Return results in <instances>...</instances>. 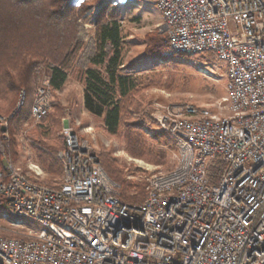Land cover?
<instances>
[{
  "label": "built area",
  "instance_id": "built-area-1",
  "mask_svg": "<svg viewBox=\"0 0 264 264\" xmlns=\"http://www.w3.org/2000/svg\"><path fill=\"white\" fill-rule=\"evenodd\" d=\"M112 1L156 5L163 58L212 53L225 62L226 95L215 106L224 112L188 101L154 107L177 164L144 174L147 195L132 205L73 126L62 130L55 187L40 182L38 164L27 173L14 163L4 134L0 197L23 233L0 235V264H264V0ZM51 99L48 80L35 93L36 122ZM27 217L42 228L24 227Z\"/></svg>",
  "mask_w": 264,
  "mask_h": 264
},
{
  "label": "trees",
  "instance_id": "trees-1",
  "mask_svg": "<svg viewBox=\"0 0 264 264\" xmlns=\"http://www.w3.org/2000/svg\"><path fill=\"white\" fill-rule=\"evenodd\" d=\"M98 2L0 0V116L6 118L8 132L14 137L20 124L31 116L35 90L42 70L47 68L50 87L55 90L62 89L69 77L84 85L86 110L102 118L108 132L122 136L130 153L156 164L163 163V156L143 135L145 120L133 115L136 96L143 86L132 74L133 68L124 62L125 37L119 15L115 10L107 14L108 4ZM86 24L95 26L94 35L87 42ZM146 42L144 56L162 57L166 47L162 32L148 33ZM2 127L0 122V137ZM168 135L160 134V142L170 144L172 137ZM56 151V148L39 150L42 163L54 159ZM102 163L110 177L121 183L123 201L132 205L145 199V180L132 185L122 176L115 160L105 157ZM1 164L0 159V167ZM218 168L213 172L218 173ZM132 186L138 190L135 195L129 193ZM0 205L9 208L2 197Z\"/></svg>",
  "mask_w": 264,
  "mask_h": 264
},
{
  "label": "rangeland",
  "instance_id": "rangeland-1",
  "mask_svg": "<svg viewBox=\"0 0 264 264\" xmlns=\"http://www.w3.org/2000/svg\"><path fill=\"white\" fill-rule=\"evenodd\" d=\"M101 2L108 4L105 9L107 14L115 10L119 15V20L124 21L121 25L125 37L124 62L133 68L132 74L143 86L136 96V111L133 112V115L136 119L145 120L141 129L143 135L150 146L163 156L164 162L156 164L144 157L130 153L126 149L125 139L118 134L108 132L102 118H97L90 113L93 122H88L90 120L85 119V113L81 106L85 87L78 80L69 77L62 89L55 90L51 88L52 107L43 121L36 122L30 116L28 120L20 124L18 132L13 137L8 132L6 118L0 116V122L6 127V132H3V135L7 134L10 137L11 145L8 152L11 159L21 170H24V165H22L24 159L28 169L30 164H38L44 172L40 182L50 186H58L62 176V171L57 170V175L61 176L57 179L50 177L56 171L55 168H59L57 153L64 147L62 130L65 126H73L82 139L88 140L101 163L102 158L105 157L115 160L122 176L130 180L132 185H135L144 181L141 180L144 174L159 170H170L177 164L175 141L173 138L171 139L168 133L158 129L152 117L153 109L157 104L188 101L196 105L210 107L217 113L224 112V109H218L215 106H218V102L226 95L225 62L219 60L212 53L197 54L190 58L181 55L167 58L146 57L144 56L147 46L146 35L154 31L160 32V12L156 5L152 1H142L139 7L118 5L112 0H99L98 4ZM84 32L87 42L94 35L95 26L86 24ZM49 79L50 71L44 68L37 88ZM54 107L58 108L59 117L57 126L51 127L48 120L51 114L54 115V112H52ZM90 126L92 130L85 131V128ZM46 128L49 129V134L41 136L38 130ZM160 134H167L171 139V143L160 142ZM13 139L15 142H13ZM38 142L49 149H57L56 157L49 161V166L42 163L39 150L37 151V146L35 147ZM34 148L39 154L40 162H37L34 158ZM16 149L22 153V164L18 163L19 155L16 156ZM117 183L120 185V192L121 183ZM137 192L135 186L129 189L130 195H135ZM13 219L10 207L0 205L1 236L12 237L23 233L22 228L13 226ZM24 227L39 230L42 225L33 217H27L24 218Z\"/></svg>",
  "mask_w": 264,
  "mask_h": 264
},
{
  "label": "crops",
  "instance_id": "crops-1",
  "mask_svg": "<svg viewBox=\"0 0 264 264\" xmlns=\"http://www.w3.org/2000/svg\"><path fill=\"white\" fill-rule=\"evenodd\" d=\"M84 96H85V90H83V96H82V99H81V106H82V108H83V111H84V113H85V119H87V120H90V121H88V122H93V118H92V116H91V114H90V112H88L86 109H85V105H84ZM52 112H54V115H52L51 114V116H50V119L48 120L49 121V124L51 125V127H55V125L57 126V123H58V117H59V113H58V108L57 107H54L53 108V111ZM38 133L41 135V136H45V135H47V134H49V129H39L38 130ZM37 146V151L38 150H43L44 149V151H47V148L45 147L44 148V146H43V144H41L40 142H38L36 145H35V147ZM16 151V156H18L19 155V162L18 163H20V164H22L21 162L23 161V159H21L22 157V153L19 151V150H15ZM37 151H36V149L34 148V152H35V156H34V158H35V160L37 161V162H40V159H39V154L37 153ZM39 152V151H38ZM18 160V159H17ZM26 160L24 159V161H23V164L22 165H24V167H23V171L24 172H27V173H29L30 172V170L28 169V167H26V162H25ZM55 172H53V175H51L50 176V174H49V176L50 177H52V178H55V179H57V178H59L61 175H57L58 173H57V170L58 171H62V169H61V164H59V168L58 169H56L55 168ZM55 174V175H54ZM54 182H56L55 180H54Z\"/></svg>",
  "mask_w": 264,
  "mask_h": 264
},
{
  "label": "water",
  "instance_id": "water-1",
  "mask_svg": "<svg viewBox=\"0 0 264 264\" xmlns=\"http://www.w3.org/2000/svg\"><path fill=\"white\" fill-rule=\"evenodd\" d=\"M2 132H6V127L5 126L2 127Z\"/></svg>",
  "mask_w": 264,
  "mask_h": 264
}]
</instances>
